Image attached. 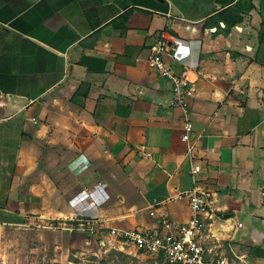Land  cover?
I'll list each match as a JSON object with an SVG mask.
<instances>
[{"label": "crops", "instance_id": "0c3cea01", "mask_svg": "<svg viewBox=\"0 0 264 264\" xmlns=\"http://www.w3.org/2000/svg\"><path fill=\"white\" fill-rule=\"evenodd\" d=\"M162 33L190 51L172 61L195 88L186 112L148 64ZM196 188L215 209L198 234L210 256L264 264V0H0L1 223H51L64 255H84L94 238L65 227L146 231L165 215L177 234Z\"/></svg>", "mask_w": 264, "mask_h": 264}, {"label": "built area", "instance_id": "2783aa9c", "mask_svg": "<svg viewBox=\"0 0 264 264\" xmlns=\"http://www.w3.org/2000/svg\"><path fill=\"white\" fill-rule=\"evenodd\" d=\"M222 26L224 27V24ZM189 55V48L183 45L177 37H169L168 34L162 33L151 48L148 59L149 67L171 84L173 99L170 102V107L181 108L185 112L189 100L194 97L195 88L188 79L186 70L181 74L174 72L172 61L183 65ZM184 130L182 140L187 144L188 155L193 161L191 174L196 177L201 174L203 168L199 163L197 148L191 142L193 125L188 118ZM144 156L151 157L150 154H144ZM87 165V161L86 163L78 161V171H85ZM188 198L192 217L177 227V234L172 232V223L165 215L160 217L162 227L146 231L116 228L106 230L96 221L80 222L77 225L65 227V229L68 228L72 233L87 234L89 238H94L95 242L98 241L101 247L111 244L113 250L120 252H125L126 248L134 250L142 256L148 257L153 261V264H238L225 256L211 257V253L205 250L198 239L199 230L205 219H212L215 213L212 196L208 192L196 188L188 193ZM154 215L155 213H151V216ZM6 226L0 222V239ZM241 227L242 225L239 224L238 228ZM242 259L240 260L242 261Z\"/></svg>", "mask_w": 264, "mask_h": 264}, {"label": "rangeland", "instance_id": "374dc122", "mask_svg": "<svg viewBox=\"0 0 264 264\" xmlns=\"http://www.w3.org/2000/svg\"><path fill=\"white\" fill-rule=\"evenodd\" d=\"M51 223L6 226L0 239V264H153V261L128 248L113 250L111 244L101 247L93 241L81 255H64L65 240ZM59 247V248H58ZM110 249V250H109Z\"/></svg>", "mask_w": 264, "mask_h": 264}, {"label": "trees", "instance_id": "16d2710c", "mask_svg": "<svg viewBox=\"0 0 264 264\" xmlns=\"http://www.w3.org/2000/svg\"><path fill=\"white\" fill-rule=\"evenodd\" d=\"M226 17H227V19H229V20H226L225 18H224V19L227 21V24H228L227 27L229 26V28L234 27V26H236L237 24L242 23V18L239 17V15H238L237 13L233 12V11H228V12L226 13ZM221 19H223V18L220 17V18L218 19V22H219ZM89 93H90V86H89L87 83H83V84H81V85L77 88V90H76V92H75V94H74L73 99H74V100H75L76 98H77V99H78V98L86 99V98H88Z\"/></svg>", "mask_w": 264, "mask_h": 264}, {"label": "water", "instance_id": "95a60500", "mask_svg": "<svg viewBox=\"0 0 264 264\" xmlns=\"http://www.w3.org/2000/svg\"><path fill=\"white\" fill-rule=\"evenodd\" d=\"M158 1H162V0H158Z\"/></svg>", "mask_w": 264, "mask_h": 264}]
</instances>
